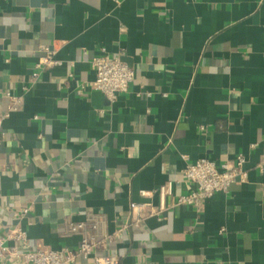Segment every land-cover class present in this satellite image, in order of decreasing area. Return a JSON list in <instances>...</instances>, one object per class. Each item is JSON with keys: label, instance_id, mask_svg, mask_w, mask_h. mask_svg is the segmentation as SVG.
<instances>
[{"label": "crops", "instance_id": "1", "mask_svg": "<svg viewBox=\"0 0 264 264\" xmlns=\"http://www.w3.org/2000/svg\"><path fill=\"white\" fill-rule=\"evenodd\" d=\"M100 47L134 70L114 100L84 85ZM238 154L246 180L175 203L184 156ZM15 224L28 245L0 264L83 236L118 264H264V0H0V234Z\"/></svg>", "mask_w": 264, "mask_h": 264}, {"label": "built area", "instance_id": "2", "mask_svg": "<svg viewBox=\"0 0 264 264\" xmlns=\"http://www.w3.org/2000/svg\"><path fill=\"white\" fill-rule=\"evenodd\" d=\"M43 47V46H42ZM44 48V47H43ZM48 56L40 57L32 72L31 79H36L44 65L54 63ZM91 68L94 73L93 79L84 83L92 88L100 90L108 99L114 100L117 94L128 89L134 77L132 66L123 58L121 54L111 55L105 47H100L92 56ZM9 108H16L21 103V97L11 95ZM186 165L183 169L184 176L193 185L186 193L177 196L175 203H188L198 206L201 201L218 191H227L229 185L239 179L246 180L247 171L244 168L245 158L242 154L236 155L233 159L216 161L202 156L196 160H190L184 156ZM171 183L161 184L157 189L160 197V206H166L165 198L171 193ZM153 190H141L140 194L148 196ZM137 203L132 202L135 207ZM28 207L24 206L14 211L16 217H22L28 213ZM73 228H86L84 223H77ZM13 240L22 246L28 245L27 233L20 224H15L5 235L0 234V263L4 252L7 250L5 241ZM95 241L92 237L83 236L77 249L67 246L48 249H28L21 254L22 259L30 264H71L78 256L91 258V264H118V257L113 255H93ZM16 252V250H11Z\"/></svg>", "mask_w": 264, "mask_h": 264}]
</instances>
